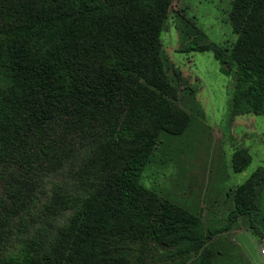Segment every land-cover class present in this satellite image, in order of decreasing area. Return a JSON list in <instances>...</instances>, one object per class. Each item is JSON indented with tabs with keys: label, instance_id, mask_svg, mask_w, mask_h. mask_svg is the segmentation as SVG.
I'll list each match as a JSON object with an SVG mask.
<instances>
[{
	"label": "trees",
	"instance_id": "16d2710c",
	"mask_svg": "<svg viewBox=\"0 0 264 264\" xmlns=\"http://www.w3.org/2000/svg\"><path fill=\"white\" fill-rule=\"evenodd\" d=\"M170 2L0 0V264H141L147 244L169 257L203 251L216 259L226 249L209 240L238 219L264 238V165L233 188L219 225L140 182L159 132L188 121L171 104L164 70ZM227 20L236 34L230 48L191 26L178 51H209L232 75L231 116H264V0H230ZM249 161L236 148L229 167L238 173ZM51 174L73 193L55 183L38 215L28 202ZM63 209L61 223L47 219V210ZM29 220L45 227L5 249L6 228Z\"/></svg>",
	"mask_w": 264,
	"mask_h": 264
},
{
	"label": "rangeland",
	"instance_id": "374dc122",
	"mask_svg": "<svg viewBox=\"0 0 264 264\" xmlns=\"http://www.w3.org/2000/svg\"><path fill=\"white\" fill-rule=\"evenodd\" d=\"M229 5L230 0H171L160 42L167 60L165 74L175 89L171 104L182 110L188 121L177 133L159 132L161 140L154 162L143 170L140 178L146 187L198 212L205 224L213 225L221 224L231 208L233 188L257 166L264 165V116H231L232 75L219 72V65L209 51L178 49L185 42L180 35L189 32L191 26L208 41L230 48L236 34L227 20ZM236 148L247 149L250 161L241 172L233 173L229 158ZM40 183L34 186V198L28 202L38 215L46 209L55 183L63 191L73 193L59 175L51 174ZM48 211L52 210L46 211V217L53 224L61 223L69 214L64 209L57 214ZM38 223L45 227L41 220L35 224L29 220L27 228H6L5 249L16 242L17 234L33 235ZM209 243L214 249L225 248V256L216 254V259H209L201 251L190 257H169L147 244L141 264H264V254L260 253L264 238L252 234L240 219L229 231L213 236Z\"/></svg>",
	"mask_w": 264,
	"mask_h": 264
},
{
	"label": "built area",
	"instance_id": "2783aa9c",
	"mask_svg": "<svg viewBox=\"0 0 264 264\" xmlns=\"http://www.w3.org/2000/svg\"><path fill=\"white\" fill-rule=\"evenodd\" d=\"M261 254H264V247L260 250Z\"/></svg>",
	"mask_w": 264,
	"mask_h": 264
}]
</instances>
